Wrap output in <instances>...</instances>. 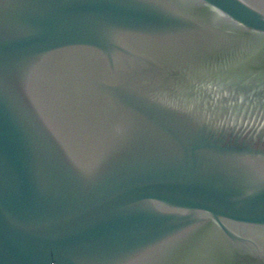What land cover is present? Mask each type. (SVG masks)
<instances>
[{"label":"water","instance_id":"obj_1","mask_svg":"<svg viewBox=\"0 0 264 264\" xmlns=\"http://www.w3.org/2000/svg\"><path fill=\"white\" fill-rule=\"evenodd\" d=\"M0 264H264V0H0Z\"/></svg>","mask_w":264,"mask_h":264}]
</instances>
